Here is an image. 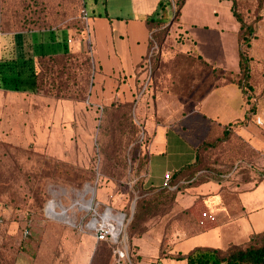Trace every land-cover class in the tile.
Instances as JSON below:
<instances>
[{
	"label": "rangeland",
	"instance_id": "1",
	"mask_svg": "<svg viewBox=\"0 0 264 264\" xmlns=\"http://www.w3.org/2000/svg\"><path fill=\"white\" fill-rule=\"evenodd\" d=\"M236 1L237 11L248 22L264 26V0ZM92 3L0 0V42L7 34L48 28H69L86 35L82 10L86 5L92 15ZM103 3L101 0V10H105ZM193 3L191 0L189 5ZM174 11L175 6L169 4L164 14L166 23L151 34L149 55L144 62L146 74L140 85H129L119 95L115 90L107 92L101 87V77L96 75L95 63L86 82L85 56L75 53L77 56L56 61L55 69L63 67L65 71L61 86L67 94L78 96L85 87V98L55 96L53 91L58 89L59 81L51 84L47 77L43 90L31 99L35 107H30L27 114L34 112L35 118L29 116L25 123L26 129L31 127L39 134L38 138L26 146L0 139V264H75L82 245H90L85 264H131L128 229L137 202L147 196H153L154 201L142 212L132 231L147 227L151 221L174 230L195 221L192 211L177 206L175 190L159 189L147 194L143 188L149 144L144 123L155 112L157 96L169 93L197 100L214 84L227 79L221 70L186 53L187 38L174 22V14L171 18L170 12ZM64 100L81 102L75 106V118L67 119L70 111L61 104ZM128 103H132L131 109L127 108ZM137 106L140 109L136 113ZM49 133L53 136L51 141L47 138ZM246 142L225 135L213 145H205L196 167L213 169L228 188L264 177V153L252 154ZM203 180L206 177L199 182ZM85 191V199L91 198L92 206L99 211L111 207L115 213L126 214L119 242L92 240L88 224L93 210L79 208L77 203ZM64 208L74 222L63 216ZM29 217L32 232L25 238L23 231ZM187 233L189 230L181 234Z\"/></svg>",
	"mask_w": 264,
	"mask_h": 264
},
{
	"label": "crops",
	"instance_id": "2",
	"mask_svg": "<svg viewBox=\"0 0 264 264\" xmlns=\"http://www.w3.org/2000/svg\"><path fill=\"white\" fill-rule=\"evenodd\" d=\"M190 1L186 0L178 21L187 38L185 51L194 50L208 64L225 72L240 73L241 25L234 15L233 1L194 0L189 5ZM92 2L86 35L69 28H48L1 39L0 59L14 56L26 62L29 82L19 90L7 88L0 74V139L26 146L39 136L31 127L26 129L25 123L29 116L35 118L34 112L27 114L30 107H35L31 99L38 94L32 89L30 67L37 69L41 55L89 52L96 75L101 77V87L107 92L115 90L119 95L127 86L142 83L152 34L147 20L164 12L160 0H103L105 10H101V0ZM261 26L258 23L249 48L254 63L255 94L249 97L237 83L224 81L197 100L169 93L157 96L155 112L144 123L149 144L143 188L147 192L162 189L165 173L172 172L173 183L181 185L177 206L191 210L195 221L178 230L164 228L158 221L148 222L146 230L132 238L135 261L130 259L131 264H188L176 255L187 254L196 247L226 249L232 244H245L264 232V177L228 188L216 180H185L180 172L196 162L198 148L216 123L233 125V130L253 149L264 153V26ZM80 103L61 101L70 111L67 119L75 118L74 109ZM139 109L137 106L135 112ZM57 115L55 111V124ZM47 138L53 139L51 133ZM3 210L8 212L7 208ZM204 210L215 214L217 220L200 225ZM184 230L189 233L182 235ZM174 235L176 239H172ZM92 240L101 243L94 233ZM79 251L75 264H85L90 245H82Z\"/></svg>",
	"mask_w": 264,
	"mask_h": 264
},
{
	"label": "trees",
	"instance_id": "3",
	"mask_svg": "<svg viewBox=\"0 0 264 264\" xmlns=\"http://www.w3.org/2000/svg\"><path fill=\"white\" fill-rule=\"evenodd\" d=\"M233 1V12L237 20L239 21L241 27L239 31V45H240V73H233V72H225L220 68L222 76L227 77V82H235L239 85V87L242 88L243 92L245 94H249V97L255 94L254 92V84H253V73H254V63L253 58L249 54V48L252 45V40L256 35L257 31V25L258 23H250L242 14H240L236 9V0ZM186 0H160L161 8L164 9V12L157 13V16H153L150 19L147 20V25L149 29L151 30L152 34L155 30L159 29L164 25V14L165 10L167 9L168 5H174L175 11L170 12L171 18L174 14L175 21L178 24L179 17L181 15L182 8L185 4ZM85 4V3H84ZM86 8V5H85ZM170 18V19H171ZM179 26V25H178ZM28 32V31H26ZM24 33L22 32H15L13 34H7L4 35V39H8V37H12L18 34ZM7 41V40H6ZM5 41V42H6ZM6 45L7 42H6ZM85 56V68H86V82L88 77L92 74L93 66V58L89 52H82ZM187 54H194L197 56V58L206 66H211L208 64L198 53H195L194 50H188L186 51ZM149 55V53H148ZM147 55V56H148ZM77 56L75 53H63V54H52V55H41L38 58L37 61V69H34L33 66L30 67L31 70V84L33 85L34 92H41L43 90V81L49 77L51 80V84H55L56 81H59L58 89L53 91L55 93V96L60 98H67V99H77V100H83L86 96L87 88H82V93H79L78 96L72 94H67V91L63 86L62 78L65 73L63 67L61 69H58L56 67V61H59L64 58L74 57ZM11 59H0V74H1V80L2 83H4V87L11 88V89H17L19 90L21 88V85L27 84L29 82L27 78V71L25 69V63L20 62V59L18 57L11 56ZM27 60V58L25 59ZM24 60V61H25ZM95 65V64H94ZM66 68V66H64ZM214 70H216V67H213ZM153 70V69H152ZM55 72L57 75H55ZM223 81V82H224ZM218 84H214L213 86H217ZM53 89H50L48 91H52ZM63 92V94H62ZM207 92V91H206ZM204 92V93H206ZM203 93V94H204ZM202 94V95H203ZM127 108H132V103H128ZM130 111V110H129ZM115 114V112H114ZM225 135H232V137H239L242 138L236 131L233 130V125H221L219 123H216L209 133V136L207 139L203 142V145H200L197 151V160L196 162L191 165L185 167L183 170H181V175L185 178V180H193L192 182H198L200 178L206 177V180L203 181H209V180H216L220 181L221 179L218 176H215V171L213 169H202L200 166L197 168L196 165H200V161L202 160V150L204 149L205 145H208L209 143L213 145L212 143L215 140H221L223 136ZM243 139V138H242ZM248 151L252 154H260L259 151H256L253 149L248 142H246ZM147 163V160H146ZM197 165V166H198ZM198 173L199 175L196 176ZM180 174V173H179ZM263 177H259L258 180L262 179ZM254 180V179H253ZM191 182V183H192ZM175 184L178 185L176 192L181 189L180 183L178 184L175 182ZM150 192H147L149 194ZM154 201V197H146L141 198L137 202L136 205V211L135 215L133 217V221L131 222L129 226L128 231V242L129 247L132 249V238L135 235L142 234L146 227L144 226L138 231H132V228H134L139 221L140 215L144 210H146ZM186 210V209H185ZM191 211V210H190ZM102 242V241H101ZM131 249L129 250L130 259L131 262L134 263L135 257L132 254ZM131 251V252H130ZM179 259H186L188 264H264V232L256 234L253 236V238L241 245H235L232 244L226 249L221 248H213V247H196L193 250H191L187 254H179L176 255Z\"/></svg>",
	"mask_w": 264,
	"mask_h": 264
},
{
	"label": "built area",
	"instance_id": "4",
	"mask_svg": "<svg viewBox=\"0 0 264 264\" xmlns=\"http://www.w3.org/2000/svg\"><path fill=\"white\" fill-rule=\"evenodd\" d=\"M82 18L86 25V32L88 31L89 26V12L86 8L82 10ZM152 55V54H151ZM261 121L258 119V123ZM172 172H166L164 175V181L162 184V189L166 190H176L178 185L173 183L172 181ZM93 210L92 213V219L89 222L88 229L92 231L98 241H112V242H119L120 235L123 232L124 226H125V218L126 214L122 213L124 215L123 222L120 225V229L118 230L116 225L117 222L115 219L108 217L107 212H114V210L111 207H107L104 211H99L97 207L91 208ZM216 215L213 214L209 210H204L201 213V219L200 224L202 226H206L208 222H214L216 221ZM2 221V218L0 219ZM27 223L24 227L23 235L25 238L29 237L32 232V218L29 217V219L26 220ZM122 256H124V253H121Z\"/></svg>",
	"mask_w": 264,
	"mask_h": 264
},
{
	"label": "bare ground",
	"instance_id": "5",
	"mask_svg": "<svg viewBox=\"0 0 264 264\" xmlns=\"http://www.w3.org/2000/svg\"><path fill=\"white\" fill-rule=\"evenodd\" d=\"M53 192H55L56 194H58L55 190H53ZM85 193H86V191L84 193L80 194V198L77 200V203L80 204V207L79 208H84L86 210H89V209L92 208V199L91 198L90 199H85V197H84L85 196ZM62 214H63V216L66 219H68L71 222H74V220L67 215V210L65 208L62 209ZM107 216L108 217H111V218H113V219L116 220V222H117L116 227L119 230L120 229V225L123 222L124 215L122 213H115V212H111L110 213V212H107Z\"/></svg>",
	"mask_w": 264,
	"mask_h": 264
},
{
	"label": "water",
	"instance_id": "6",
	"mask_svg": "<svg viewBox=\"0 0 264 264\" xmlns=\"http://www.w3.org/2000/svg\"><path fill=\"white\" fill-rule=\"evenodd\" d=\"M173 18H174V16H173ZM172 22V21H171ZM59 218V217H58ZM59 219H62V218H59Z\"/></svg>",
	"mask_w": 264,
	"mask_h": 264
}]
</instances>
